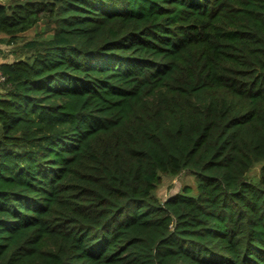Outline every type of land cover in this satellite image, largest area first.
Returning <instances> with one entry per match:
<instances>
[{"label": "trees", "instance_id": "1", "mask_svg": "<svg viewBox=\"0 0 264 264\" xmlns=\"http://www.w3.org/2000/svg\"><path fill=\"white\" fill-rule=\"evenodd\" d=\"M0 34V264H264V0H11Z\"/></svg>", "mask_w": 264, "mask_h": 264}, {"label": "rangeland", "instance_id": "2", "mask_svg": "<svg viewBox=\"0 0 264 264\" xmlns=\"http://www.w3.org/2000/svg\"><path fill=\"white\" fill-rule=\"evenodd\" d=\"M11 0H0V2L7 3ZM46 25L39 23L36 27L26 31L21 34V37L26 40L35 38L39 33L45 31ZM21 44V41L14 42L7 46V43H2L0 41V53L3 59L13 58L14 54L12 53L13 49H16ZM260 166H255L249 173V176L252 178H257L259 174ZM183 187H188L190 189V194L195 195L198 193L199 187L196 185L194 176L189 171H183L175 177L162 175L161 182L156 191L158 198L162 201L168 196L175 194L178 191H181Z\"/></svg>", "mask_w": 264, "mask_h": 264}, {"label": "crops", "instance_id": "3", "mask_svg": "<svg viewBox=\"0 0 264 264\" xmlns=\"http://www.w3.org/2000/svg\"><path fill=\"white\" fill-rule=\"evenodd\" d=\"M7 39H8V37H7L6 35H4V34H0V41H1L2 43H4V41H5V43H7V42H6ZM7 46L9 47V46H11V45H8V44H7ZM12 60H13L12 57H10L9 59H3V58L1 57V53H0V63H3V62H9V61H12Z\"/></svg>", "mask_w": 264, "mask_h": 264}, {"label": "built area", "instance_id": "4", "mask_svg": "<svg viewBox=\"0 0 264 264\" xmlns=\"http://www.w3.org/2000/svg\"><path fill=\"white\" fill-rule=\"evenodd\" d=\"M6 77L0 70V85L5 81Z\"/></svg>", "mask_w": 264, "mask_h": 264}]
</instances>
